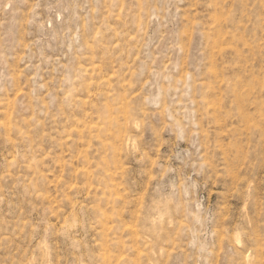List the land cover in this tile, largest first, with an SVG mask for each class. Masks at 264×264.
<instances>
[{
    "label": "rangeland",
    "instance_id": "obj_1",
    "mask_svg": "<svg viewBox=\"0 0 264 264\" xmlns=\"http://www.w3.org/2000/svg\"><path fill=\"white\" fill-rule=\"evenodd\" d=\"M0 264H264V0H0Z\"/></svg>",
    "mask_w": 264,
    "mask_h": 264
}]
</instances>
